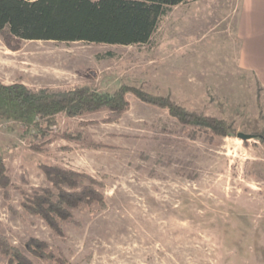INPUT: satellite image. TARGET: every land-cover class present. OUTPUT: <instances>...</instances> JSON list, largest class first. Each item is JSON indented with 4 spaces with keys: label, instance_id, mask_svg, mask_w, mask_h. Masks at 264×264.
Returning a JSON list of instances; mask_svg holds the SVG:
<instances>
[{
    "label": "rangeland",
    "instance_id": "rangeland-1",
    "mask_svg": "<svg viewBox=\"0 0 264 264\" xmlns=\"http://www.w3.org/2000/svg\"><path fill=\"white\" fill-rule=\"evenodd\" d=\"M239 3L173 5L142 44L24 39L11 50L0 35L3 82L99 92L123 84L222 119L233 132L181 123L131 91L114 121L105 120L106 107L58 113L52 126L41 123L42 134L0 119L9 177L0 187V234L9 245L33 264H264V142L257 137L264 133V88L237 64ZM40 164L100 181L94 187L104 205L71 208L58 233L22 206V191H55ZM82 183L88 180L78 188ZM30 238L44 241L52 256L32 254ZM0 264H14L1 249Z\"/></svg>",
    "mask_w": 264,
    "mask_h": 264
},
{
    "label": "trees",
    "instance_id": "trees-1",
    "mask_svg": "<svg viewBox=\"0 0 264 264\" xmlns=\"http://www.w3.org/2000/svg\"><path fill=\"white\" fill-rule=\"evenodd\" d=\"M185 1L188 0H0V35L11 50H16L24 39L142 44L149 41L169 8ZM129 91L145 102L167 108L181 123L204 127L222 136L233 134L230 124L222 119L188 111L168 97L123 84L112 92H99L82 85L63 90L31 89L23 82L0 80V119L16 122L26 131L37 129L42 134L46 130L41 123L52 126L58 113L75 116L106 107L110 114L105 120L114 121L129 107L125 98ZM70 135L66 133L65 137ZM257 137L264 142V133ZM31 146L40 149L39 145ZM40 168L55 191L49 187L22 191V206L42 217L58 233H61L59 220L70 219L71 208L93 201L104 205L103 194L94 187L101 182L90 175L54 164H40ZM82 179H87L88 184L82 183L78 188ZM8 184L0 153V187L5 189ZM26 244L36 256H52L44 252L46 244L42 240L30 238ZM0 249L14 264H33L1 234Z\"/></svg>",
    "mask_w": 264,
    "mask_h": 264
},
{
    "label": "crops",
    "instance_id": "crops-1",
    "mask_svg": "<svg viewBox=\"0 0 264 264\" xmlns=\"http://www.w3.org/2000/svg\"><path fill=\"white\" fill-rule=\"evenodd\" d=\"M234 36L238 66L264 88V0H240Z\"/></svg>",
    "mask_w": 264,
    "mask_h": 264
},
{
    "label": "water",
    "instance_id": "water-1",
    "mask_svg": "<svg viewBox=\"0 0 264 264\" xmlns=\"http://www.w3.org/2000/svg\"><path fill=\"white\" fill-rule=\"evenodd\" d=\"M236 136L243 139V140H246L248 138H251L253 135H251L249 133H244V132H237Z\"/></svg>",
    "mask_w": 264,
    "mask_h": 264
}]
</instances>
